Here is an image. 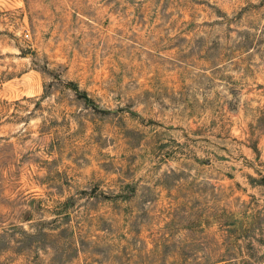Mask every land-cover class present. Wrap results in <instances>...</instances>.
Listing matches in <instances>:
<instances>
[{"label": "rangeland", "instance_id": "rangeland-1", "mask_svg": "<svg viewBox=\"0 0 264 264\" xmlns=\"http://www.w3.org/2000/svg\"><path fill=\"white\" fill-rule=\"evenodd\" d=\"M0 264H264V0H0Z\"/></svg>", "mask_w": 264, "mask_h": 264}]
</instances>
